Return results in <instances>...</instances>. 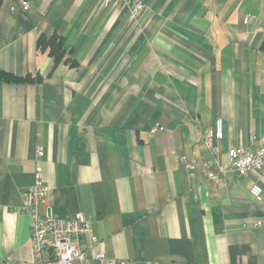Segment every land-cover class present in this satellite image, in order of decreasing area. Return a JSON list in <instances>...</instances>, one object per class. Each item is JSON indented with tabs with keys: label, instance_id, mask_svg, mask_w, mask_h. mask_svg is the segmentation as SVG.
<instances>
[{
	"label": "crops",
	"instance_id": "obj_1",
	"mask_svg": "<svg viewBox=\"0 0 264 264\" xmlns=\"http://www.w3.org/2000/svg\"><path fill=\"white\" fill-rule=\"evenodd\" d=\"M27 1L0 5V71L42 78L0 82V264L33 260L25 191L39 167L40 215L84 214L89 264H264V192L250 193L264 172L237 176L228 153L264 146V0H143L138 26L129 6ZM41 34L61 36L78 67L50 75ZM181 156L226 168V185Z\"/></svg>",
	"mask_w": 264,
	"mask_h": 264
},
{
	"label": "built area",
	"instance_id": "obj_2",
	"mask_svg": "<svg viewBox=\"0 0 264 264\" xmlns=\"http://www.w3.org/2000/svg\"><path fill=\"white\" fill-rule=\"evenodd\" d=\"M103 6L110 7L116 11L123 9L125 6L131 8L130 25L138 26V14L143 8V0H101ZM30 8V3L27 0L23 2V11ZM14 9V8H13ZM251 20L250 16L245 18V23ZM264 27V21L262 22ZM199 124L198 120L194 121ZM159 128L152 130L156 133ZM224 138L223 119L218 118L215 122L214 129H209L205 133L206 146L216 152L214 140H222ZM230 168L237 176L244 177L253 173L264 172V146L253 149H245L243 145L233 147L229 150ZM38 162L44 157L43 148H39ZM180 162L185 168L192 172L200 166L207 175L208 180L215 182L219 187L226 185V168L221 167L218 173L213 171V164L207 160H198L181 156ZM49 187L43 179L40 167L36 174V182L25 191L27 205L25 211L30 212L32 221V253L33 260L29 264H89L90 256L87 253V247L83 243V238L86 235H91L92 230L87 217L78 213L73 217L63 220L55 217L51 211L47 214L40 215L38 208L48 199ZM264 189L260 182L252 185L250 193L257 200H261ZM261 222L258 223V226ZM92 245H95L99 250L96 254L97 259L105 258V243L93 236L90 238ZM49 252V258L43 259V254ZM9 264V263H6ZM107 264H117L116 261H109ZM119 264H127L121 260Z\"/></svg>",
	"mask_w": 264,
	"mask_h": 264
},
{
	"label": "trees",
	"instance_id": "obj_3",
	"mask_svg": "<svg viewBox=\"0 0 264 264\" xmlns=\"http://www.w3.org/2000/svg\"><path fill=\"white\" fill-rule=\"evenodd\" d=\"M3 0H0V5ZM38 46L41 51H49V55L54 59V65L50 72L53 75L58 67L64 63H70L71 67H78V62L72 58H66L67 50L65 47V41L58 34H54L51 37H47L41 34L38 39ZM264 51V45L262 47ZM41 76L37 75L35 78L31 75L24 77H19L7 72L0 71V82L7 83H39L41 81Z\"/></svg>",
	"mask_w": 264,
	"mask_h": 264
}]
</instances>
